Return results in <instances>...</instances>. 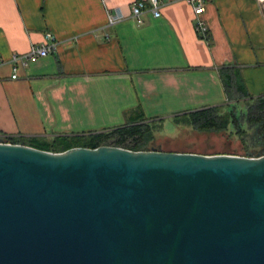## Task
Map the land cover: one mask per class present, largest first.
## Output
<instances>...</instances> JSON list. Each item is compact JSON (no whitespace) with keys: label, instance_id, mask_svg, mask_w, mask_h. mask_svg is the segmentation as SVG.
<instances>
[{"label":"water","instance_id":"95a60500","mask_svg":"<svg viewBox=\"0 0 264 264\" xmlns=\"http://www.w3.org/2000/svg\"><path fill=\"white\" fill-rule=\"evenodd\" d=\"M0 264H264V155L0 138Z\"/></svg>","mask_w":264,"mask_h":264},{"label":"crops","instance_id":"0c3cea01","mask_svg":"<svg viewBox=\"0 0 264 264\" xmlns=\"http://www.w3.org/2000/svg\"><path fill=\"white\" fill-rule=\"evenodd\" d=\"M132 1L0 0V138L52 141L120 125L138 109L150 120L222 105L220 66L238 67L248 94L264 93L256 0L205 3L208 42L184 0H161L159 15L144 12L140 24L129 15ZM114 9L122 17L110 25ZM47 32L54 52L12 61Z\"/></svg>","mask_w":264,"mask_h":264},{"label":"trees","instance_id":"16d2710c","mask_svg":"<svg viewBox=\"0 0 264 264\" xmlns=\"http://www.w3.org/2000/svg\"><path fill=\"white\" fill-rule=\"evenodd\" d=\"M204 40L208 42L207 33ZM218 74L224 93L223 104L175 114L171 121L176 126H187L197 132L227 133V136L238 142L242 155H264V93L256 96L248 94L238 67L220 66ZM237 104L242 107L239 111L236 109ZM155 120L145 118L138 109L129 112L124 123L97 132L60 136L52 141L17 139L11 136L3 140L53 152L100 145L129 150L163 151L159 146H154L152 128Z\"/></svg>","mask_w":264,"mask_h":264},{"label":"rangeland","instance_id":"374dc122","mask_svg":"<svg viewBox=\"0 0 264 264\" xmlns=\"http://www.w3.org/2000/svg\"><path fill=\"white\" fill-rule=\"evenodd\" d=\"M236 109L241 110V104H237ZM152 134L154 146L166 152L242 155L238 142L227 133L197 132L187 126L174 125L170 118H157Z\"/></svg>","mask_w":264,"mask_h":264},{"label":"built area","instance_id":"2783aa9c","mask_svg":"<svg viewBox=\"0 0 264 264\" xmlns=\"http://www.w3.org/2000/svg\"><path fill=\"white\" fill-rule=\"evenodd\" d=\"M191 9V22L194 31L198 35V37L204 39L206 35V25L202 18V13L204 11V5L210 0H184ZM260 3L264 10V0H256ZM161 4V0H145V3L142 0H133L129 6V15L131 18L135 20L136 23L140 24L142 22L141 15L144 12L151 13L152 16L159 15V6ZM121 13L119 10L114 9L113 11L106 12V19L108 24H114L121 18ZM45 40L39 44H32L29 50L23 54H13L12 61L19 62L22 65H27L29 62H33L40 57H44L49 53H52L57 48V41L54 36L47 32L45 34ZM3 61L0 60V64ZM12 78L16 77V74L11 76Z\"/></svg>","mask_w":264,"mask_h":264}]
</instances>
